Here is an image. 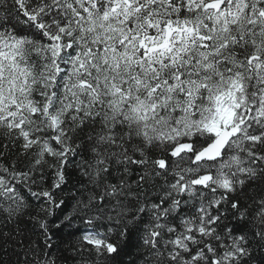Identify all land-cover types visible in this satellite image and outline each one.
I'll use <instances>...</instances> for the list:
<instances>
[{
  "label": "snow or ice",
  "instance_id": "6c2138e0",
  "mask_svg": "<svg viewBox=\"0 0 264 264\" xmlns=\"http://www.w3.org/2000/svg\"><path fill=\"white\" fill-rule=\"evenodd\" d=\"M0 264H264V0H0Z\"/></svg>",
  "mask_w": 264,
  "mask_h": 264
}]
</instances>
